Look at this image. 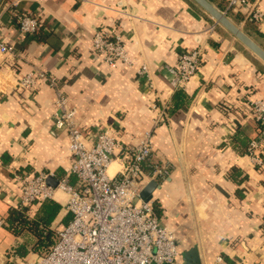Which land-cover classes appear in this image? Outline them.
<instances>
[{"label": "crops", "instance_id": "0c3cea01", "mask_svg": "<svg viewBox=\"0 0 264 264\" xmlns=\"http://www.w3.org/2000/svg\"><path fill=\"white\" fill-rule=\"evenodd\" d=\"M254 2L264 16V0ZM23 15L38 19L35 35L19 30ZM232 20L264 50V19L256 31ZM99 29L121 37L133 66L108 65L91 53ZM0 34L15 50L0 53V264L40 256L32 234L8 228L20 205L15 174L63 175L72 162L66 135L54 128L55 90L18 85L35 70L57 78L85 136L109 128L123 147L135 145L168 105L152 138L154 159L171 170L152 195L157 215L176 232L181 253L197 247L202 264L218 257L264 264V155L257 165L246 152L260 130L250 106L264 97L258 56L193 0H0ZM197 47L201 66L184 90L188 100L174 110L171 71L182 52ZM143 65L146 75L139 74ZM117 169L113 162L109 173ZM55 198L62 206L52 225L58 228L67 196ZM27 213L34 218L38 206Z\"/></svg>", "mask_w": 264, "mask_h": 264}, {"label": "built area", "instance_id": "2783aa9c", "mask_svg": "<svg viewBox=\"0 0 264 264\" xmlns=\"http://www.w3.org/2000/svg\"><path fill=\"white\" fill-rule=\"evenodd\" d=\"M227 9L244 13L255 22L263 13L251 0H226ZM18 28L28 36L36 34L39 21L23 15ZM214 27L211 28L213 30ZM91 53L103 63L116 62L133 66L125 43L120 36L106 30H96ZM0 34V53L14 54ZM203 56L201 47L179 55L171 85L175 91L185 90L189 80L199 71ZM139 74L146 75L142 66ZM18 85L30 92L39 83L52 87L56 93L54 128L64 133L72 156L70 168L63 175L56 172L15 174L20 183V205L17 210L31 209L46 200H56V193L66 194L65 209L69 220L62 228H53L55 242L49 251L28 264H182L176 232L157 215L153 201L141 198L143 188L152 180L161 182L170 175V166L153 157V133L168 116V105L160 109L150 130L145 131L133 146L123 147L109 128L85 136L76 122V111L58 87L57 78L41 70L20 77ZM252 118L260 130L250 142L247 155L261 165L264 155V97L250 102ZM157 106H155L156 108ZM113 162L118 169L109 173ZM147 168H151L148 172ZM55 179L57 187L47 185ZM76 179L72 184L71 178ZM216 264H228L222 257Z\"/></svg>", "mask_w": 264, "mask_h": 264}, {"label": "trees", "instance_id": "16d2710c", "mask_svg": "<svg viewBox=\"0 0 264 264\" xmlns=\"http://www.w3.org/2000/svg\"><path fill=\"white\" fill-rule=\"evenodd\" d=\"M216 1L218 3L216 5V8L220 10L222 13H224L232 22H233L232 19L234 18H236L238 22H241L244 19L247 27L253 31H256V28L254 26V23L256 22L254 20L248 17H246L247 19H245L244 13L228 10L226 0H216ZM251 1L254 2V0ZM246 34L248 35V33ZM173 100H174L173 102H175L173 104V109L177 110L184 105V102H186V100H188L187 94L185 93L184 90H177L174 94ZM249 145L250 143L246 147V152ZM150 169L151 168H147L146 171L148 172ZM70 182L72 184H76V179L72 177ZM38 208H39V214L36 215L34 218H31L27 213L28 208H24L22 211L13 209L11 210L9 216L7 217V223L9 230L15 235H21L25 232L32 234L36 239V243L34 248H32V251L36 254L41 255L43 253L48 252L50 247L53 246L55 242L54 230L52 228L53 227L52 225L55 222L59 213L61 212L62 206L54 200H46L41 202ZM68 220H69V216L67 215L58 225V228L62 229L67 224Z\"/></svg>", "mask_w": 264, "mask_h": 264}, {"label": "water", "instance_id": "95a60500", "mask_svg": "<svg viewBox=\"0 0 264 264\" xmlns=\"http://www.w3.org/2000/svg\"><path fill=\"white\" fill-rule=\"evenodd\" d=\"M205 12H207L218 24L228 30L235 36L242 44H244L250 51L258 56L264 62V50L253 41L241 28L234 24L224 13L218 10L208 0H193ZM47 185L57 187V181L53 178H48ZM159 188V183L152 180L142 190L141 198L143 201H151L153 192ZM182 264H202L200 259L199 250L193 247L187 251L182 252Z\"/></svg>", "mask_w": 264, "mask_h": 264}, {"label": "rangeland", "instance_id": "374dc122", "mask_svg": "<svg viewBox=\"0 0 264 264\" xmlns=\"http://www.w3.org/2000/svg\"><path fill=\"white\" fill-rule=\"evenodd\" d=\"M54 236H55V231H54Z\"/></svg>", "mask_w": 264, "mask_h": 264}]
</instances>
